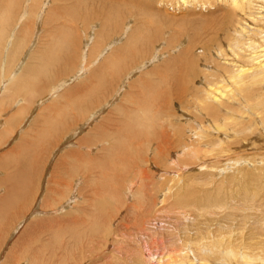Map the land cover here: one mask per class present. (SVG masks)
Returning a JSON list of instances; mask_svg holds the SVG:
<instances>
[{
  "label": "bare ground",
  "instance_id": "1",
  "mask_svg": "<svg viewBox=\"0 0 264 264\" xmlns=\"http://www.w3.org/2000/svg\"><path fill=\"white\" fill-rule=\"evenodd\" d=\"M261 22L264 0H0V264H264Z\"/></svg>",
  "mask_w": 264,
  "mask_h": 264
},
{
  "label": "rangeland",
  "instance_id": "2",
  "mask_svg": "<svg viewBox=\"0 0 264 264\" xmlns=\"http://www.w3.org/2000/svg\"><path fill=\"white\" fill-rule=\"evenodd\" d=\"M258 25V27H259V29H256V31L254 32V35H255V39L257 40V41H262V35H260L259 33H260V31H263L264 32V22H261V23H258L257 24ZM252 26V25H251ZM264 36V35H263ZM10 65V64H9ZM82 79V78H81ZM81 79L79 78V79H77V82H80L81 81ZM50 89V88H49ZM18 95V94H17ZM19 97H21V96H19ZM34 136V137H33ZM32 137L33 138H37L36 137V135H33ZM261 142H262V144H263V146H264V139H261ZM6 146V147H5ZM5 146H4V149H6V150H8L7 149V147L9 146V144H5ZM262 150H264L263 148H261ZM1 153V152H0ZM37 158H38V156H37V154H35L34 155V159H36L37 160ZM252 169H254V167H252ZM237 173V170H231V172L229 173L230 175L232 174V175H234V174H236ZM226 176L227 175V173L226 174H223L222 175V177L223 176ZM224 176V177H225ZM227 180H229L228 178H227ZM264 184V183H263ZM262 184V185H263ZM260 186V185H259ZM209 189H211L212 190V186H209ZM99 243V242H98ZM98 245H100V243L98 244ZM95 255V254H94ZM93 255V257H100L101 255H95L94 256ZM21 259V258H20ZM76 259H73L72 261H75ZM96 260V259H95ZM101 260V259H100ZM96 261H98V260H96ZM94 264H101V261H99V263H94Z\"/></svg>",
  "mask_w": 264,
  "mask_h": 264
},
{
  "label": "crops",
  "instance_id": "3",
  "mask_svg": "<svg viewBox=\"0 0 264 264\" xmlns=\"http://www.w3.org/2000/svg\"><path fill=\"white\" fill-rule=\"evenodd\" d=\"M11 108H14V109H11V110H15L16 111V107L15 106H12ZM15 120H18L17 118ZM16 122V121H15ZM14 122V123H15ZM18 122V121H17ZM7 129L9 128L7 125H6ZM10 130V129H9ZM18 140V139H17ZM17 140L14 141V144L17 142ZM9 143H12L11 140L8 141Z\"/></svg>",
  "mask_w": 264,
  "mask_h": 264
}]
</instances>
